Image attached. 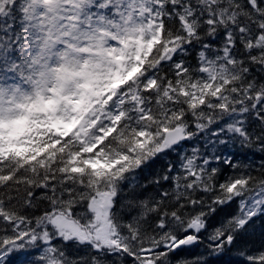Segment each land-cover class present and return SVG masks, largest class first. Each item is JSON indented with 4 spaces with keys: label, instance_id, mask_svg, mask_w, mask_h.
Masks as SVG:
<instances>
[{
    "label": "snow or ice",
    "instance_id": "6c2138e0",
    "mask_svg": "<svg viewBox=\"0 0 264 264\" xmlns=\"http://www.w3.org/2000/svg\"><path fill=\"white\" fill-rule=\"evenodd\" d=\"M0 264H264V0H0Z\"/></svg>",
    "mask_w": 264,
    "mask_h": 264
},
{
    "label": "trees",
    "instance_id": "16d2710c",
    "mask_svg": "<svg viewBox=\"0 0 264 264\" xmlns=\"http://www.w3.org/2000/svg\"><path fill=\"white\" fill-rule=\"evenodd\" d=\"M233 151H235V150L233 149ZM260 155H261L260 153H257L255 156H253L251 153H244V154H240L239 158L243 160L247 157L248 159L255 161L256 164H259L260 163ZM230 257L236 258L235 253L230 254ZM228 258L229 257H226L225 259H228Z\"/></svg>",
    "mask_w": 264,
    "mask_h": 264
}]
</instances>
